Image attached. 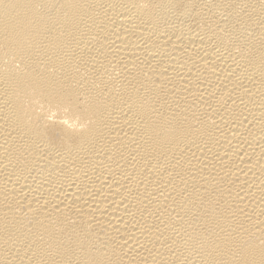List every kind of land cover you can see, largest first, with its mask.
Listing matches in <instances>:
<instances>
[{"label": "bare ground", "instance_id": "obj_1", "mask_svg": "<svg viewBox=\"0 0 264 264\" xmlns=\"http://www.w3.org/2000/svg\"><path fill=\"white\" fill-rule=\"evenodd\" d=\"M0 264H264V0H0Z\"/></svg>", "mask_w": 264, "mask_h": 264}]
</instances>
